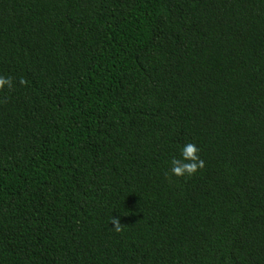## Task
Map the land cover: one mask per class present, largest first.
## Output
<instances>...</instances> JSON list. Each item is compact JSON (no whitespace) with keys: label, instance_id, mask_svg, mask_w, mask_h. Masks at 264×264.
Masks as SVG:
<instances>
[{"label":"trees","instance_id":"obj_1","mask_svg":"<svg viewBox=\"0 0 264 264\" xmlns=\"http://www.w3.org/2000/svg\"><path fill=\"white\" fill-rule=\"evenodd\" d=\"M0 75V264H264V0H0Z\"/></svg>","mask_w":264,"mask_h":264},{"label":"clouds","instance_id":"obj_2","mask_svg":"<svg viewBox=\"0 0 264 264\" xmlns=\"http://www.w3.org/2000/svg\"><path fill=\"white\" fill-rule=\"evenodd\" d=\"M19 83L23 85L26 81L21 79ZM13 87L12 77L0 75V90L5 88L12 90ZM203 168L204 160L200 156V148L192 142L180 145L179 157L174 156L169 161V174L174 177H191ZM111 224L117 231L120 230L121 224L118 217H113Z\"/></svg>","mask_w":264,"mask_h":264}]
</instances>
